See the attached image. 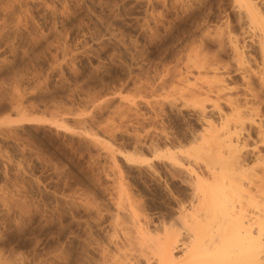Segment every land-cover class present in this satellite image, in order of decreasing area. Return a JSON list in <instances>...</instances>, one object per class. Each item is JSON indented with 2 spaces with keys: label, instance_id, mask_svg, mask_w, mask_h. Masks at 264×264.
Masks as SVG:
<instances>
[{
  "label": "rangeland",
  "instance_id": "1",
  "mask_svg": "<svg viewBox=\"0 0 264 264\" xmlns=\"http://www.w3.org/2000/svg\"><path fill=\"white\" fill-rule=\"evenodd\" d=\"M249 1L264 23V0ZM236 3L0 0L1 264H88L90 240L111 237L118 202L157 222L159 210L184 201L167 155L182 158L205 119L218 125L219 113L230 114L227 96L251 97L241 57L219 43L228 19L238 35L246 25ZM245 43L243 66L264 72L258 44ZM215 57L229 65L219 77L232 89L212 110L211 97L184 82V68ZM253 98L241 107L253 118L241 131L251 162L264 159V99ZM23 113L38 119L9 123ZM127 155L157 159L160 172H140L144 162Z\"/></svg>",
  "mask_w": 264,
  "mask_h": 264
},
{
  "label": "bare ground",
  "instance_id": "2",
  "mask_svg": "<svg viewBox=\"0 0 264 264\" xmlns=\"http://www.w3.org/2000/svg\"><path fill=\"white\" fill-rule=\"evenodd\" d=\"M235 1L240 20L246 25L241 35H238L228 19L227 31L219 43L226 45L227 42L236 58L241 57L237 62V70L243 75L241 77L246 82L247 92L259 100L264 91V72L243 66L242 48L246 40H255L264 57V23L249 0ZM251 23L260 27L258 33H251ZM212 59L192 65L195 68H184V82L186 80L190 88L211 97V109L215 110L219 109V100L227 95L226 90L232 88L223 77H219V71L223 67L224 70L226 65L222 66L216 57ZM192 69H196L197 73ZM211 74L215 79L203 80L204 76ZM254 78L258 79L259 87H252ZM232 98H226L227 103L231 104L230 114L223 115L219 113L220 110H216L220 115L218 125L213 120L205 119L207 110L205 107L201 110V107L199 113L200 118L205 119L204 126L193 134L194 141L190 148L184 151L182 158L172 153L167 155L169 166H166L171 172L170 176L187 188L184 201L175 202V205L164 211L159 210L163 219H157V222L149 217L140 218L131 201L115 203L108 223L111 237L107 243H99L93 238L90 240L88 264H264V159L256 156L254 163L251 162L247 150L249 144H245L241 137L247 120L252 118L247 110L241 109L247 106L249 98L242 97L243 102L237 97L235 101ZM24 113L17 119L9 116V123L38 119L29 118ZM261 136L263 138V133ZM253 146L251 150L255 149ZM126 157L128 161L144 162L143 166L136 165L140 167V172L150 177L160 172L156 165L157 159L155 162L154 159Z\"/></svg>",
  "mask_w": 264,
  "mask_h": 264
}]
</instances>
